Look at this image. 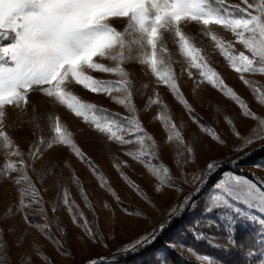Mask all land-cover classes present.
<instances>
[{
  "label": "snow or ice",
  "instance_id": "obj_1",
  "mask_svg": "<svg viewBox=\"0 0 264 264\" xmlns=\"http://www.w3.org/2000/svg\"><path fill=\"white\" fill-rule=\"evenodd\" d=\"M117 20L125 22L123 29L115 26L114 21ZM192 24L200 26L198 35L210 40L213 51L218 52L240 74V80L252 91L257 103L264 106V86L245 76H264V0H240V3H231L230 0H0V155L4 157L3 164H0V180L10 179L17 188L16 204L8 206L0 224L17 212L32 209L42 222L34 223L31 212L24 213V222L44 234L62 256L71 255L51 232L46 202L37 186L38 181L42 182L53 174L55 166L39 171L34 166V162L41 160L48 149L57 146L67 147L81 162L86 163L100 186L115 197L117 203H122L107 178L77 145L73 131L58 115H48L50 135L38 136L29 146L25 158V153L10 135L9 130L13 125L9 122V110L26 116L33 93H39L66 108L110 142L122 148L133 146L127 147L124 155L144 165L158 181L155 188L157 192L167 187L181 190L175 183L176 177L172 175L171 168L160 158L162 147H173V164L183 170L195 161V142L185 139L182 131L184 125L175 122L155 89L144 110L151 109L153 105L158 106L153 120L159 121L164 129L163 146L145 129L139 118L140 110L134 103L136 86L132 74L126 68L130 63L143 66L158 85L168 88L201 132L217 144L226 146L227 141L215 128L202 123L201 118L194 115V108L180 89L179 75L186 73L191 78L194 76L192 70L195 69L197 85H211L237 104L244 117L255 122L248 134L243 135L234 120L225 116L232 135L241 142L232 150L244 151L253 143L264 140V116L252 111L247 102L211 66L207 48L198 46V35L185 30ZM217 27L230 33L234 39H226L215 30ZM169 39L176 48V54L183 59L184 66L179 74L174 65L180 61L174 58ZM236 44L241 45L244 51L237 50ZM93 73L109 74L117 79H102ZM73 86L106 95L123 107L128 115L113 113L83 99L73 91ZM142 87L146 88L147 85ZM33 113L27 122L35 123L36 129H39L35 106ZM239 159L232 163L236 165ZM122 164L127 166L126 161ZM65 166L70 167L67 162ZM114 167L120 171L121 164H114ZM220 167L218 161H209L204 169L183 175V181L195 185L194 192L199 193ZM254 167L264 168V165L257 164ZM30 173L35 174L37 180ZM120 176L130 188L147 200L139 186L127 175L120 171ZM73 182L80 184L79 177L73 175ZM80 190L83 199L88 201L82 185ZM59 202L71 213L73 223L93 242L99 239L79 206L70 200L67 189L59 193ZM194 203L190 194L179 205V210L173 209L172 212L179 215L180 211L193 207ZM104 206L108 207L107 204ZM56 210V207L52 208L53 212ZM131 214L142 213L137 209ZM238 223L257 228L256 240L260 245L257 264H264V177H257L255 173L249 178L233 171L223 172L207 194L204 215L193 225L194 238L205 240L210 235L208 230L216 228L225 233L226 244H218L215 238L210 243L222 250L235 248L237 242L234 232ZM163 227L161 225V229ZM59 231L65 230L60 228ZM3 237L4 231L0 228V264H8V245ZM155 238L153 233L122 251H134ZM189 251L196 257V264H223L208 254L197 253L194 249ZM37 255L44 264H54L39 248ZM253 255L249 251L248 256ZM19 264H31V258L25 254ZM86 264H99V261L90 259Z\"/></svg>",
  "mask_w": 264,
  "mask_h": 264
},
{
  "label": "rangeland",
  "instance_id": "obj_2",
  "mask_svg": "<svg viewBox=\"0 0 264 264\" xmlns=\"http://www.w3.org/2000/svg\"><path fill=\"white\" fill-rule=\"evenodd\" d=\"M230 2L240 3V0H230ZM124 23L123 20L114 21L118 29H123ZM185 30L192 35H198L200 26L188 25ZM215 30L226 39H234L230 33L225 32L222 28L217 27ZM198 46L207 48L211 66L220 74L225 83L247 102L252 111L264 116V106L257 103L252 91L240 80V74L235 72L218 52L213 51L210 40L198 35ZM235 47L239 51H244L239 44H236ZM169 48L173 52L174 58L180 61V63L174 65L179 74L184 66L183 59L176 54V48L170 39ZM126 68L132 74L136 86L134 103L140 110L139 118L145 129L163 146L165 140L164 129L159 121L153 120V117L157 114L158 106L153 105L151 109L144 110L149 96L153 94V89H155L164 104L167 105L175 122L178 125H184L182 131L185 139L189 142H195V161L189 163L183 170L173 164V147L171 145L163 146L160 152L161 160L171 168L172 175L176 177L175 183L181 190L167 187L162 188L160 192L155 191L158 181L148 173L143 164L124 155L126 148L133 146L129 145L122 148L120 145L110 142L105 136L94 131L66 108L51 102L39 93H33L30 95V104L26 116H21L16 111L9 110V122L13 125L9 130L10 135L13 136L15 142L25 153V157L29 146L37 140L38 136L47 137L50 135L48 115H58L67 127L73 131L77 145L107 178L122 203H117L116 198L100 186L99 181L88 165L81 162L67 147L57 146L48 149L41 160L34 162V166L39 171L42 168L46 169L54 165V172L42 182L38 181L37 186L40 188L41 195L46 202L45 208L47 209V219L51 224V232L62 242L64 248L71 255L62 256L57 251L56 246L44 234L34 227H29L22 218L26 212L32 213L34 223H41L42 221L34 210L24 209L23 212H17L0 224V228L4 231L3 238L8 245L7 254L10 257L8 264H19L20 258L25 254L31 258V264H44L43 259L37 255V248L50 257L54 264H86L90 259L98 260L99 264H121L119 262L121 257L142 254L141 252L144 249L152 246L161 234L174 221L181 219L184 214L186 219L182 226L185 235L183 233L179 234L174 239L169 238L167 242L172 250L175 249L176 253H179L182 262L180 264H196V257L190 254V249H194L200 254L215 257L223 264H257L260 245L256 240V227L238 223L234 232L237 247L227 250H222L210 243L215 238L218 244H226L225 233L222 230L216 228L208 230L210 235L205 240L194 238L192 231L195 219L200 220L204 215V202L207 194L216 181L220 179L223 172L233 171L249 178L255 173L257 177H264V168L254 167V164L249 160L255 153L264 151V140L253 143L244 151H233L232 149L241 142L232 135L224 118L225 116L231 117L243 135L248 134L255 122L244 117L237 104L224 97L221 92L211 85L207 83L197 85L195 83V69L192 70L194 76L191 78L186 73L179 75L180 89L194 108V115L201 118L202 123L215 128L221 137L227 141L226 146H221L200 131L198 125L193 123L189 113L178 103L168 88L158 85L155 78L147 73L143 66L138 63H130L126 65ZM93 75L102 79H117V77L109 74L93 73ZM245 76L253 81H258L261 86H264V76L249 74H245ZM145 84L147 87L143 88L142 85ZM73 91L83 99L109 109L113 113H120L122 116L128 115L123 107L114 103L106 95L90 93L81 86H73ZM33 106H35V115L39 117V129H36L35 123L27 122L34 114ZM217 108H219V111H217ZM245 153H248V155L246 156ZM238 157L241 159L234 165L232 161H237ZM212 160L220 163V169L208 179L199 193H195V185L184 183L183 175H190L204 169L206 164ZM124 161L127 162V166L122 164ZM3 162L4 157L0 155V164H3ZM65 162L70 167L65 166ZM114 164H121L120 171L139 186L147 200L121 179L120 171L114 167ZM259 165H264V163ZM32 175L33 179L37 180V176ZM73 175L79 177L80 184L73 182ZM81 185L88 201H85L81 195ZM62 189H67L70 200L75 201L84 217L90 222L94 232L98 233L99 239L97 241L93 242L77 224L73 223L71 213L59 202V193ZM190 194H192L195 202L194 206L186 207L185 210L179 212V215L173 213L172 210H179V205ZM16 201L17 188L14 183L10 179L0 180V219H2V214L8 206L15 205ZM105 204L108 207H105ZM53 207L57 208L55 212L52 211ZM137 209L142 214H131ZM196 211L197 213H194ZM13 225L16 227L12 228ZM161 225H164L163 229H161ZM60 228L65 231H59ZM153 233H155L156 238L151 243H145L134 251H122V249L134 245L137 240H143ZM18 237L20 239L17 242ZM249 251L253 252L252 257L248 256ZM154 253L152 255L148 253L142 258L139 257L133 264H170L166 252L157 250Z\"/></svg>",
  "mask_w": 264,
  "mask_h": 264
},
{
  "label": "trees",
  "instance_id": "obj_3",
  "mask_svg": "<svg viewBox=\"0 0 264 264\" xmlns=\"http://www.w3.org/2000/svg\"><path fill=\"white\" fill-rule=\"evenodd\" d=\"M25 158H27V156ZM249 160L254 165L263 164L264 163V151L259 152V153H255L254 155H252L249 158ZM194 213H197V211L194 212ZM185 219H186V216L184 214V215H182L181 219L174 221V223L172 225H170L161 234L160 238L152 246L144 249L141 252L143 255L142 254H140V255L135 254V255L128 256V257H121L119 262L121 264H133L134 261L136 259H138L139 257L142 258V256H144V255H146L148 253L150 255H152L155 251L162 250V251H164V252H166L168 254L167 258H168V261L170 262V264H180V263H182L179 253H176L175 249L172 250L171 249L172 247H169L167 242L169 241V238L170 239L171 238L174 239V237H177L179 234L183 233V235H185L184 234V230H183V226H182V224L184 223ZM196 220L197 219H195V222H196ZM165 236H166V238H165Z\"/></svg>",
  "mask_w": 264,
  "mask_h": 264
}]
</instances>
